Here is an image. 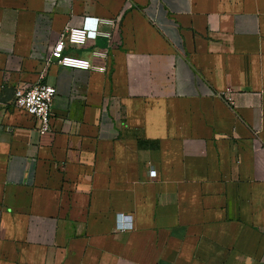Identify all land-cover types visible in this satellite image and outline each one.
I'll use <instances>...</instances> for the list:
<instances>
[{"label": "crops", "instance_id": "0c3cea01", "mask_svg": "<svg viewBox=\"0 0 264 264\" xmlns=\"http://www.w3.org/2000/svg\"><path fill=\"white\" fill-rule=\"evenodd\" d=\"M115 16L66 49L105 72L45 69ZM39 81L42 133L11 105ZM0 264H264V0H0Z\"/></svg>", "mask_w": 264, "mask_h": 264}, {"label": "built area", "instance_id": "2783aa9c", "mask_svg": "<svg viewBox=\"0 0 264 264\" xmlns=\"http://www.w3.org/2000/svg\"><path fill=\"white\" fill-rule=\"evenodd\" d=\"M106 27L108 29H105ZM120 27V17L94 18V26L88 28L83 24L78 26L68 25L59 32L57 40L49 49L43 58L45 69L51 62L58 65L81 69L86 71L105 72L106 61L108 59V49L92 45L90 48V58H83L70 55L66 52L67 48L85 47L90 41L97 37H106L111 40L114 32ZM93 59H100V64L92 62ZM45 76V70L42 69L40 79ZM56 93V88L48 83L39 81L35 84L20 83L15 86L13 91L12 108L20 110L28 115L34 121V127L39 132H49L51 130L52 110L51 105ZM224 100L228 104H233L231 96H225ZM150 177L156 176V170L149 171ZM125 228L130 227L129 217L121 215Z\"/></svg>", "mask_w": 264, "mask_h": 264}]
</instances>
